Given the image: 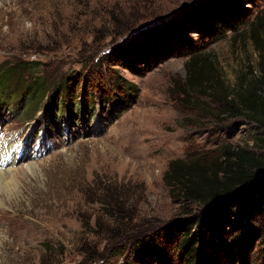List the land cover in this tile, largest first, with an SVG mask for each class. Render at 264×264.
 Listing matches in <instances>:
<instances>
[{"label":"rangeland","instance_id":"rangeland-1","mask_svg":"<svg viewBox=\"0 0 264 264\" xmlns=\"http://www.w3.org/2000/svg\"><path fill=\"white\" fill-rule=\"evenodd\" d=\"M205 1L0 0V66L20 70L9 82L16 98L0 105V146L12 148L19 138L27 147L23 157L12 152L15 164L0 167L7 183L0 264H126L129 253L115 249L203 209L168 184L173 161H198L193 169L202 182L225 162L228 147L264 157V129L230 103L255 88L264 98V0H239L247 25L219 40L180 34L181 48L162 53L160 64L155 56L147 64L118 53L127 44L140 43L144 53L162 49V38L137 37ZM198 51L203 57L192 60ZM117 79L134 84L136 97H117ZM38 81L45 89L25 101ZM64 81L80 86L65 107L57 95L58 105L46 109ZM247 225L259 232L251 244L213 252L212 264H264V216ZM158 243L151 262L128 260L191 264L177 238Z\"/></svg>","mask_w":264,"mask_h":264},{"label":"trees","instance_id":"trees-1","mask_svg":"<svg viewBox=\"0 0 264 264\" xmlns=\"http://www.w3.org/2000/svg\"><path fill=\"white\" fill-rule=\"evenodd\" d=\"M239 2V0H206L203 4L193 7L188 13L184 12L180 18L155 28L146 29L137 37H140L141 40L162 38V49L156 50L153 47L149 52L144 53L142 45L138 43L136 49L131 47L132 44H127L119 48L118 53L132 59L133 57L128 54L133 52L135 57L144 59L143 61L147 64H150L155 56V61L160 64L166 58L161 56L162 53L172 51L173 47H176L175 52L181 48L176 42L179 41L180 34H186L188 30L199 32L200 36L206 37L207 40H219L225 33L236 31L239 27L247 25L244 10ZM260 20L264 21V18ZM256 24L257 22L253 26ZM167 36L171 38L169 42ZM148 44L151 46L152 43L148 42ZM159 54L161 58H159ZM172 56H176L174 51L169 52V57ZM197 57H203V55L198 51L191 56V59L195 61L198 59ZM115 58L110 56L107 61L112 62V59ZM128 66L130 67L132 64L128 63ZM18 72L20 70L17 67L0 66V105L9 106L10 101L16 98L10 91L9 82L12 81L13 76L20 75ZM74 80L76 81V79ZM36 83L38 84L37 88L31 85L27 87L24 95L25 101L34 98L36 93L45 89L44 82ZM73 86L68 81H64L58 87L56 95H52L50 101L47 102L46 109L58 105L57 95L59 101L62 96L64 97L63 106L65 107L67 97L72 96V91L76 92L80 85L77 83L76 89H73ZM82 86L84 89L85 85ZM112 88L116 91L115 95L120 98L133 99L138 93L134 84H129L122 79H117ZM262 90H264V79L259 86V91ZM230 103L232 108L237 110L236 112L253 120L264 129V98L258 95L257 88L239 92L237 99H230ZM232 110L229 111L232 112ZM258 142L264 148V137H259ZM225 154V162L218 166L211 177H205L202 182L196 179L193 169L198 161L194 163L173 161L170 165V181L172 182L168 181V184L176 183L184 193L186 201L202 203V211L194 218L173 222L160 230L159 233L144 236L128 249L123 247L115 249V255L127 256L129 253L126 264H135L134 260L130 263L128 258H134L138 263H141L142 260L151 262L152 256L154 258L160 252L158 240L165 236L166 239L171 237L174 240L178 239V250L181 255L184 254L186 262L212 264L211 260L215 255L213 252H225L240 243L243 246L250 245L253 236L259 232L247 223L250 220L257 222L264 216L261 202L264 200V157H254L244 149L235 151L233 147H228ZM254 171H261V174L256 176ZM255 195L259 196L258 201H256ZM256 218L258 219L255 220ZM227 237L230 239L228 240ZM163 264L168 263L164 262Z\"/></svg>","mask_w":264,"mask_h":264},{"label":"bare ground","instance_id":"bare-ground-1","mask_svg":"<svg viewBox=\"0 0 264 264\" xmlns=\"http://www.w3.org/2000/svg\"><path fill=\"white\" fill-rule=\"evenodd\" d=\"M5 145V144H4ZM5 148V149H4ZM13 149L9 146H0V162L1 159L4 158L7 162L6 166H10L16 163V160L12 158V155H14L12 152ZM3 163H0V167H3ZM2 168H0V190L5 189L7 186V183L3 179V173L1 171Z\"/></svg>","mask_w":264,"mask_h":264}]
</instances>
